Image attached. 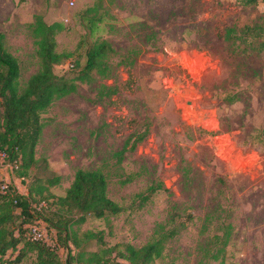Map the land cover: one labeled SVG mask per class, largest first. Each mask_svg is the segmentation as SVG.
Masks as SVG:
<instances>
[{"label": "rangeland", "instance_id": "rangeland-1", "mask_svg": "<svg viewBox=\"0 0 264 264\" xmlns=\"http://www.w3.org/2000/svg\"><path fill=\"white\" fill-rule=\"evenodd\" d=\"M37 18L62 24L56 50L70 54L53 70L75 88L41 114L26 180L2 165L0 178L23 194L42 187L32 205L53 207L78 169L100 170L122 208L73 225L77 248L62 247L42 220L27 225L43 232L60 264L114 258L156 236L164 243L153 264H264V31L242 33L264 28V0H0V35L18 61L20 89L40 68ZM101 41L110 45L103 64L76 79ZM24 246L4 258L22 248L17 264H36Z\"/></svg>", "mask_w": 264, "mask_h": 264}, {"label": "trees", "instance_id": "trees-1", "mask_svg": "<svg viewBox=\"0 0 264 264\" xmlns=\"http://www.w3.org/2000/svg\"><path fill=\"white\" fill-rule=\"evenodd\" d=\"M258 1L260 0H240L244 5ZM32 29L37 38L40 68L29 78L23 89L18 86V61L6 50L0 35V150L6 152L8 161L16 165L14 171L22 181L26 180L27 171L36 163L35 146L43 128L41 114L54 99L75 88L73 81L57 76L53 70L56 64L62 63L70 54L56 50L55 36L63 29L62 24H47L37 18L32 24ZM234 30H227L226 40L230 39L228 35ZM262 30L264 31L263 26L256 23L244 26L242 33L246 36L256 33L259 36ZM108 50L110 45L106 41L93 43L85 52V64L75 78L85 80L93 70H99ZM144 137L145 134L136 136L130 148H134ZM127 146L129 139L125 141L121 152ZM42 191V187H39L36 193L29 188L28 193L23 194L12 181L7 183L4 191L0 189V264H17L21 260L24 256L22 248L14 259L10 260L4 256L9 249L15 250L22 240L26 248L36 254V264H60L57 252L52 247L41 240H30L26 236L29 231L26 226L37 220L44 221L47 227L56 231L57 241L62 247L68 248L70 242L77 248L80 242L77 234L71 229L73 225L83 223L88 217L118 215L122 211L121 206L107 196V179L100 170L78 169L65 194L54 198L53 207L45 204L40 207L32 205L33 201H40L36 200V195L41 197ZM83 235L86 239L94 236L90 231L83 232ZM223 239H226V236ZM98 241L101 242L100 236ZM163 243L164 238L156 236L138 248L125 244L123 249L117 250L114 258L102 260L103 256L98 257L97 253H92L89 261L96 259L92 264H110L116 258H122L127 260L128 264H153L154 260L161 256ZM221 250L222 248H219L218 252L213 254L214 259L219 257ZM66 264H71L70 257Z\"/></svg>", "mask_w": 264, "mask_h": 264}, {"label": "built area", "instance_id": "built-area-1", "mask_svg": "<svg viewBox=\"0 0 264 264\" xmlns=\"http://www.w3.org/2000/svg\"><path fill=\"white\" fill-rule=\"evenodd\" d=\"M7 166V167H11V169H15L16 168V165L10 163L8 161V157H7V154L6 152L0 150V166ZM1 180V185H0V189L2 191L5 190L6 188V185H7V181L3 180L2 178H0ZM39 223V222H38ZM28 238H30L31 240H42L43 239V232L36 226V225H33V226H29V233H28Z\"/></svg>", "mask_w": 264, "mask_h": 264}]
</instances>
